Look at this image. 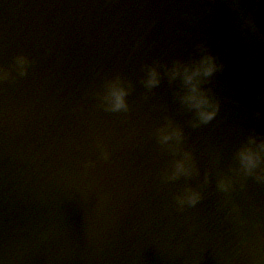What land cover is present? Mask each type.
I'll use <instances>...</instances> for the list:
<instances>
[{
	"label": "water",
	"instance_id": "95a60500",
	"mask_svg": "<svg viewBox=\"0 0 264 264\" xmlns=\"http://www.w3.org/2000/svg\"><path fill=\"white\" fill-rule=\"evenodd\" d=\"M204 51L220 107L193 127L166 69ZM0 68V264H264V183L235 159L264 136V0H0ZM116 77L127 111L102 106ZM184 151L194 172L167 179Z\"/></svg>",
	"mask_w": 264,
	"mask_h": 264
},
{
	"label": "clouds",
	"instance_id": "9594fccd",
	"mask_svg": "<svg viewBox=\"0 0 264 264\" xmlns=\"http://www.w3.org/2000/svg\"><path fill=\"white\" fill-rule=\"evenodd\" d=\"M28 60L25 56L16 57V65L23 75L26 71ZM222 65L218 64L215 57L206 51L198 58L190 62H174L171 68L166 69L170 81L179 79L182 85V92L179 94L180 103L193 113V127L200 124H207L212 121L219 111V102L210 94L209 90L201 85L219 71ZM7 77V72L0 68V80ZM160 73L155 67H148L146 70L145 86L153 88L160 83ZM128 90L119 77H116L104 85V93L101 97L102 106L106 111H127L128 105L125 97ZM158 142L163 146H168L173 151H178V146L182 140V131L174 126L171 121L156 130ZM170 142H174L170 144ZM106 157V153L104 154ZM235 159L238 161L239 169L245 176H252L257 182L264 183V136L255 132L250 133L246 140L239 145L235 152ZM195 170L191 153L182 152L180 158L172 163V170L166 177L174 180L181 175L188 176ZM217 187L221 191H228L231 188V179L224 178L218 180ZM200 193L191 189H186L184 194L178 196L177 203L183 207L184 204L195 205L200 200Z\"/></svg>",
	"mask_w": 264,
	"mask_h": 264
}]
</instances>
